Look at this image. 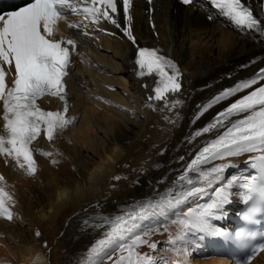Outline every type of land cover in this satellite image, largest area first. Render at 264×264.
Returning <instances> with one entry per match:
<instances>
[{"label": "bare ground", "instance_id": "1", "mask_svg": "<svg viewBox=\"0 0 264 264\" xmlns=\"http://www.w3.org/2000/svg\"><path fill=\"white\" fill-rule=\"evenodd\" d=\"M246 1L261 18L260 8L254 0ZM150 4L152 10L148 13L144 0H132L129 9L132 33L137 43H157L181 65L184 72L181 90L168 97L169 102L180 103L169 111L164 101H149L152 78L142 82L134 76L136 68L130 61L131 42L117 32L108 35L90 30L92 34L79 41L67 78L68 115L76 117V121L52 144L39 138L34 145L54 155L45 157L36 152L38 168L33 176L7 166L0 158L4 186L16 202L14 220L0 218V263L92 264L94 254L90 249L107 230V226H90L97 214L102 211L105 215H115L121 207L145 202L156 190L164 191L170 187L177 174L174 170H180L185 163L179 158H188L198 144L215 132L197 137L192 143L186 138L208 124L233 97L214 105L193 123L199 111L197 106L207 103L222 87L249 78L264 67V42H258L251 33L240 34L221 21L224 28H220L224 33L220 34V44L214 45L217 39L212 41L210 37V45L214 47L213 51L225 50L224 54L220 58L205 56L193 64L194 67L190 66L192 64L185 66L189 56L195 59L201 51L199 45L189 43L194 51L189 52L185 37L181 36L183 39L178 41L181 30L188 36L189 30H196L194 25L205 27L222 19L217 17L208 21L206 13L210 11L204 9L205 4L185 5L177 0H150ZM158 5L162 8H157ZM158 13L166 14L168 19ZM148 14L153 21L152 27L147 25ZM152 30L157 34L153 33V36ZM169 31L170 43L149 42L144 37L151 35L158 40L160 36L163 38V32ZM235 32L240 34L239 39L234 38L238 37ZM47 101L52 103L53 99ZM105 136H111V139L103 147ZM245 157H240L238 167L232 170L238 176H243L246 170V166L239 163ZM61 173L69 178L68 182L60 178ZM160 180L165 182L158 184ZM170 213L171 209H166L163 214L143 223L155 225ZM99 222L95 220V223ZM15 224L18 232L12 233ZM166 226L167 232L161 228L150 237L159 244L156 257L159 258L162 251L166 254L163 264H168L174 257L183 261L192 258L188 264H220L214 243L203 240L207 236L204 233H193L187 242L177 243L176 247L184 249L186 256L171 250L166 242L170 235H177L179 226L174 223ZM33 229L40 232L39 237L33 234ZM71 233H75L73 237H70ZM41 240L46 242V248L40 245ZM195 243L204 250L197 252ZM139 251L143 253L149 249L144 246ZM191 251L196 255L192 257ZM249 264H264V252Z\"/></svg>", "mask_w": 264, "mask_h": 264}, {"label": "snow or ice", "instance_id": "2", "mask_svg": "<svg viewBox=\"0 0 264 264\" xmlns=\"http://www.w3.org/2000/svg\"><path fill=\"white\" fill-rule=\"evenodd\" d=\"M181 2L188 5L194 0ZM206 3L210 10H215V16L210 15L209 19L222 18L240 34L251 33L258 42H264V19L254 14L246 0H206ZM261 3L264 4V0ZM118 4L119 0H25L24 5L15 10L0 11V158L7 166L19 169L26 176L35 175L38 168L35 153L40 152L45 157L54 155L34 147L38 139L43 136L52 144L76 121V117L68 115L66 86L76 41L63 36L57 38L56 33L61 30L59 22L65 21L70 29H80L79 23L67 22L66 13H71L83 15L93 23L104 20L121 28L109 14L117 13ZM123 17L126 21L131 19L129 0H123ZM122 30L128 40L137 44L130 28ZM83 34L88 35V32L85 30ZM134 64L137 78H156L149 101H164L169 111L180 103L168 101L169 95L180 92L182 87L181 73L172 59L158 49L138 46ZM9 74L10 82L6 79ZM261 81H264V67L197 106L199 111L193 123L214 105L248 90L186 138L192 143L197 137L217 133L203 141L190 160L179 158L185 163L180 170H174L179 174L170 187L156 190L145 202L121 207L115 215H105L102 211L97 214L90 226H107V230L90 249L94 254L92 264H163L166 258L156 257L159 244L150 237L161 228L167 232L168 223L177 224L179 230L175 237L170 235L166 243L171 250L185 256L186 251L176 245L187 242L193 233L228 238L230 234L223 227L217 228L213 221L224 219L237 195L242 197L245 207L247 202L258 199L264 210V83ZM45 97L58 99L62 109L42 108L38 101ZM243 156H247L243 163L252 172L238 176L232 170L238 167L237 161ZM4 182L5 177L0 175V218L13 221L16 213L12 208L16 202ZM166 209H171V213L164 220L155 225L143 223ZM256 212V207L249 208L243 220L252 221ZM95 220L100 222L95 223ZM35 235L39 237L40 232L37 230ZM253 235L237 231L235 238L243 241ZM144 246L149 251L142 253L139 249ZM259 252H264V243L253 247L247 261L242 260L240 264H248Z\"/></svg>", "mask_w": 264, "mask_h": 264}, {"label": "rangeland", "instance_id": "3", "mask_svg": "<svg viewBox=\"0 0 264 264\" xmlns=\"http://www.w3.org/2000/svg\"><path fill=\"white\" fill-rule=\"evenodd\" d=\"M20 2V0H16V2H14V4L15 5H17L18 3ZM21 3H19L18 5H20ZM17 5V6H18ZM157 8H159V9H161L162 8V6L161 5H158L157 6ZM164 14V13H163ZM158 15H160L162 18H164V19H168V16H166V14H164V15H162V13H158ZM208 21H210L209 19H208ZM221 23H220V21H218V20H215V21H213V22H210L209 24H207L205 27L204 26H193V27H195L196 28V30H189L190 32H189V34H188V36H187V32H184V30L182 31L181 30V33L179 34V36H178V41H180V39H183L184 37H185V40H187V42H188V49H189V52L190 51H192V49H193V46L192 45H190L189 43H191V44H193V45H199V47L198 48H200V50L199 51H201L199 54V56L198 57H196L195 59H192V55H191V57L189 56V58L185 61V66H189L190 64H192V65H190V66H192V67H194L193 66V64L195 65V63L196 62H199L200 61V59L201 58H203V57H209V58H220L224 53H222V52H224V51H221L220 53L218 52V49H216V50H214L213 51V49H214V47H212L210 44H211V41H210V37H212V41L214 40V38L215 39H217L216 41H214V45H216V43L217 44H220V40H221V33H224V32H222V29L220 28V27H222V28H224L222 25H220ZM161 25V24H160ZM207 28V29H206ZM179 29V28H178ZM191 29V28H190ZM212 29V30H211ZM215 30V31H214ZM153 32L155 33V34H157V32H156V30H153L152 31V35H153ZM182 32H184V35L182 34ZM176 33H177V31H176ZM202 33H204L203 35H202ZM208 33H210L211 35L210 36H208ZM231 33H233V32H231ZM231 33H230V35H231ZM160 34H162L161 32H160ZM171 33H170V31L169 32H166L165 34H164V32H163V34H162V36H163V38H161V36H160V38H158V40H155L156 38H154V37H152L151 35L148 37V36H146V35H144V37H146V39L150 42H160V43H162L163 41H167V42H169L170 43V41H171V35H170ZM235 34L236 35H238V37H234V38H237V39H239V36H240V34L238 33V32H235ZM234 34V35H235ZM154 36V35H153ZM181 36L183 37V38H181ZM187 36V37H186ZM202 36V37H201ZM232 37H233V35H232ZM177 39V38H176ZM219 42V43H218ZM201 45V46H200ZM210 45V46H209ZM205 46V47H204ZM174 47H175V45H174ZM192 52H194V51H192ZM189 66V67H190ZM189 70V69H188ZM184 71H187V70H184ZM188 73H189V71H187ZM186 105V104H185ZM122 127H123V125H121ZM74 128H77V125L76 126H74ZM113 136V135H112ZM105 138H106V141H104V144H103V147L105 146V144H107V142H109L110 141V139H111V136L110 137H108V136H105ZM113 140V139H112ZM78 176V175H77ZM60 178L63 180V181H67L68 182V177H66V175H64L63 173H61V175H60ZM66 225H67V223H65V225H64V227H66ZM73 226H70V228H72ZM71 231V230H70ZM13 232H18V226L15 224L13 227H12V233ZM60 232V231H59ZM61 233V232H60ZM60 233H58V234H60ZM62 233H64V230L62 231ZM75 233H71L70 234V237H73V235H74ZM12 240H13V244L14 245H16V243H17V241L15 240V237L14 236H12ZM43 242H44V244L42 245V246H44L45 245V241L44 240H42ZM40 243H41V241H40ZM67 244V243H66ZM41 245V244H40ZM46 252H48V254H50V251H46ZM0 264H2V262L0 263Z\"/></svg>", "mask_w": 264, "mask_h": 264}, {"label": "water", "instance_id": "4", "mask_svg": "<svg viewBox=\"0 0 264 264\" xmlns=\"http://www.w3.org/2000/svg\"><path fill=\"white\" fill-rule=\"evenodd\" d=\"M34 232H36V229H34Z\"/></svg>", "mask_w": 264, "mask_h": 264}]
</instances>
